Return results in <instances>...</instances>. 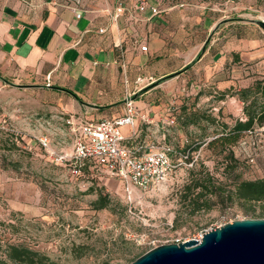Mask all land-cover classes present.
Wrapping results in <instances>:
<instances>
[{"label":"rangeland","instance_id":"374dc122","mask_svg":"<svg viewBox=\"0 0 264 264\" xmlns=\"http://www.w3.org/2000/svg\"><path fill=\"white\" fill-rule=\"evenodd\" d=\"M145 1L161 8L214 12L222 32L245 29L249 22L264 29L260 25L264 0ZM4 79H0V264H16L4 258L8 243L38 250L51 264H128L153 246L192 239L232 220L255 218L260 210V203L225 195L234 190L236 180L264 176V127L243 133L232 146L235 160L207 146L222 124L244 119L242 102L234 94L237 88L222 93L215 83L199 88L185 84L178 91L149 95L155 105L149 122L138 117L135 137L127 144L166 142L186 158L175 160L178 166L161 188L128 203L116 180L95 170L75 176L68 164L52 161L38 143L37 137L45 135L51 150L72 151L74 122L67 120L75 114L66 108L67 99L46 89L42 81ZM206 172L216 187L214 193L199 197L201 208L194 210L195 191L187 186L193 178L211 186ZM100 192L109 201L95 209L92 202Z\"/></svg>","mask_w":264,"mask_h":264},{"label":"crops","instance_id":"0c3cea01","mask_svg":"<svg viewBox=\"0 0 264 264\" xmlns=\"http://www.w3.org/2000/svg\"><path fill=\"white\" fill-rule=\"evenodd\" d=\"M119 2L124 11L115 15ZM153 5L139 10L131 0H0V76L42 81L67 99L74 123L121 115L127 93L149 114L155 108L149 95L160 90L215 83L223 92L256 77L264 81L259 25L222 32L209 10L171 6L154 13ZM122 132L128 135V127Z\"/></svg>","mask_w":264,"mask_h":264},{"label":"built area","instance_id":"2783aa9c","mask_svg":"<svg viewBox=\"0 0 264 264\" xmlns=\"http://www.w3.org/2000/svg\"><path fill=\"white\" fill-rule=\"evenodd\" d=\"M145 6V0L137 3L139 10H144ZM151 8L154 13L157 12L155 7ZM123 11L124 6L119 2L115 15ZM140 48L146 50L147 46L141 45ZM123 105L124 112L116 117L74 123L70 153L51 150L45 135H39L37 140L52 161L68 164L73 175L83 176V167L88 165L91 171L95 170L105 178L116 180L123 190L125 201L133 203L137 197L161 188L178 166L175 160L186 158V154H181L166 142L160 145H128L135 137L137 118L146 122H149V118L148 114L139 112L132 94L127 93L124 96ZM67 122L73 124L71 119ZM124 126L129 129L128 135L122 132ZM203 232L193 238L199 239Z\"/></svg>","mask_w":264,"mask_h":264},{"label":"trees","instance_id":"16d2710c","mask_svg":"<svg viewBox=\"0 0 264 264\" xmlns=\"http://www.w3.org/2000/svg\"><path fill=\"white\" fill-rule=\"evenodd\" d=\"M148 2L149 1H146L147 5ZM151 7L157 8L158 5L155 4ZM0 79L5 80L1 76ZM222 93H225V91ZM234 94H236L238 99L242 102L244 119L237 117L231 125L226 123L222 124L219 134L207 142L208 148H212L213 150L217 149L218 153L224 152L225 157L233 160H235V158L233 156L232 146L239 141L243 133H251L256 128H260L264 125L263 78L256 77L248 86L236 89ZM258 94L260 96H258ZM259 97H261V100ZM84 171L89 173L90 169L88 168V165L83 167V172ZM205 179H210L209 183L211 186L206 184V181H203L201 178H193L191 180L193 183L187 186V188L191 189L193 193L195 191L193 198L194 210L201 208V204H198L200 196L206 191L214 193L213 188L216 186L211 184L212 180L209 172L205 173ZM219 187L218 192L220 191ZM197 188L198 190H196ZM232 195L243 201L260 203V210L254 215V217H264V176L254 179L236 180L234 183V190H228L225 197L231 199ZM108 201V195L100 192L97 198L92 202V205L95 209H102L107 206ZM206 206L207 208L210 207V205ZM3 253L5 259L16 264H51V261L45 254L23 244L8 243L6 244Z\"/></svg>","mask_w":264,"mask_h":264},{"label":"water","instance_id":"95a60500","mask_svg":"<svg viewBox=\"0 0 264 264\" xmlns=\"http://www.w3.org/2000/svg\"><path fill=\"white\" fill-rule=\"evenodd\" d=\"M128 264H264V217L232 220L205 230L200 239L153 246Z\"/></svg>","mask_w":264,"mask_h":264},{"label":"bare ground","instance_id":"6f19581e","mask_svg":"<svg viewBox=\"0 0 264 264\" xmlns=\"http://www.w3.org/2000/svg\"><path fill=\"white\" fill-rule=\"evenodd\" d=\"M201 235H202V234H201ZM200 238H201V236H200ZM200 238H199V239H200Z\"/></svg>","mask_w":264,"mask_h":264}]
</instances>
